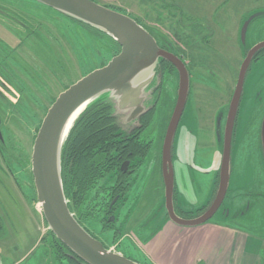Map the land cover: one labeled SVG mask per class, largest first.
Listing matches in <instances>:
<instances>
[{
    "label": "flooded vegetation",
    "instance_id": "af4514ba",
    "mask_svg": "<svg viewBox=\"0 0 264 264\" xmlns=\"http://www.w3.org/2000/svg\"><path fill=\"white\" fill-rule=\"evenodd\" d=\"M4 2L8 3V1ZM255 5L254 9L251 10L252 13L246 19L248 21V27L243 40H241L240 37L243 23L241 21L237 29L236 39L239 43H237L236 47L233 49V56H225L224 60L226 63L222 66L216 58V55L217 57H221V53L218 47L213 45H209L210 48L208 49L191 50L192 58L190 59V50H183L181 48L175 50L174 48L173 51L166 43L162 42V44H158L156 42L160 49L176 56L183 63L187 71V97L182 112L176 122L169 146V158L173 174L171 211L174 220L187 223L209 217L206 222L194 227L208 224L233 227L229 226L231 221H243V219H247L251 216L255 208L259 210V205L260 207L264 205L263 0L257 1ZM40 11H42V14L45 10L38 9L37 13ZM14 13L16 12H14V10L12 11L8 5L1 3L0 0V28L7 32L5 36L0 35L1 55L3 53L2 46L8 48L7 50L15 51L21 38L27 39V37L32 35V30L29 29L27 24L15 25L17 20L14 19ZM12 15H14V18ZM20 19H25L23 21L25 23L28 22L30 26H33L35 22H43V20L36 19L26 12L21 13ZM54 19L56 23V35L52 36L45 34V31H43L42 34L49 39H53L54 37L58 39V41L63 44L62 47L66 52V47L63 43L64 39H62V36L58 32V29L60 31L64 30L63 26L62 30L58 25L59 20H61V22H63V20L60 17H55ZM69 28L73 32V34H67L69 35V39L72 37L75 41L77 37L79 40L80 35L76 33V30L72 27ZM62 33L66 35V31ZM248 35L250 46H247L245 42ZM15 40L16 43L13 42ZM12 43L13 46H11ZM14 43L16 45H14ZM73 45L75 46V43ZM201 45L205 47V44ZM214 49H217L219 52ZM19 54L23 55L22 51ZM45 56H48V54H45ZM67 58L63 57L62 61L66 62V60H68L72 63L71 59ZM23 59L36 69V74H34L35 76L32 79H26V86L23 89L22 87L12 89L5 84H3L4 86H2V88L0 86V100L7 109L12 107L11 103L7 101L8 97H12L18 102L19 98H25L26 95L30 96V94L27 93L30 91L32 94L31 96L36 97L29 84L41 95H39L38 98L45 96L49 99L52 94L43 81V79L48 77L45 73H49L51 69L49 65L44 64V61L43 66L40 67L41 61L33 59V55H29V57L23 56ZM233 60L238 61V64L236 66L234 78L232 77L230 79L231 74H229V69L231 67V61ZM164 63L165 64L160 68H156L155 70L154 77L146 90V97L143 102L144 110L139 116L132 117L129 113L124 116L113 111L111 115L106 116V118L109 119V121H107L108 124L91 134L92 138L101 135L103 140L101 141L103 143L95 150V155L99 157L93 159V162H95L97 166V180L95 181V189L93 190L96 194V202L95 205L92 206V211L90 213L92 214L94 210L96 211V216L94 215V217L98 220V225L100 227L99 236L109 235L111 236L112 242L116 239H119L118 241L120 243L137 242V239L129 229L132 227L141 235L142 243L140 244H143L155 238L167 223L177 225L172 221L168 213L165 197L163 198L164 201L162 205L166 218L161 222L158 228L154 229L152 233L148 235L146 233V230L149 229L147 227L148 224L142 223L146 219L144 217L146 186L142 176L143 166L145 159L150 153L152 143L156 142L157 139L158 145L160 143L158 181L160 183L159 186H163V196L165 192L162 175L163 143L177 102L179 75L176 67L165 61ZM193 65L197 66L200 71L194 70ZM208 65L210 68H208ZM217 66L220 67V70ZM44 68L47 71L44 72ZM209 69H211V71ZM198 73H201L199 77L205 76L204 78L211 85L199 84L204 88L196 93V91L194 92L195 84L192 82L191 77ZM9 76L11 77V75ZM21 76L25 80L26 77L23 75ZM168 86L170 106L167 110L169 109V111L163 122H159L153 126L157 106L161 102L163 94L167 91ZM61 93L62 92L58 91L55 98ZM43 107H45V105H43ZM187 107L192 113V116H194L193 119L190 116L188 119L190 118L193 120L196 132L199 133V136L202 138L205 157L207 161H209V167H214L215 164H217V168L213 169L214 171L206 172L204 175L206 176L210 173H214L206 187L207 198L205 202L194 212L182 210L184 209L182 204H185L183 203L185 200L184 194L188 193L186 190L189 189V185L183 189L179 180L180 174H177L178 168L185 166L184 161L187 150L184 154L179 149L178 151L175 150V146H178L175 145L177 142V133ZM100 109L99 107L94 108L92 110L93 112L90 111L91 113H89L94 115ZM79 125L83 126L84 122ZM78 133L81 135V129ZM188 142L190 141L185 140V146L192 143ZM195 142H197V145L194 151H191L192 156L196 154V149L201 146V140L199 141L196 139ZM145 146H149L148 150H145ZM225 151L230 158L229 179L225 195L221 202L217 204L218 206L215 207L214 203L220 180L221 160ZM98 159H100L99 162ZM217 159H219V161H217ZM176 175H178V177H176ZM128 196H132L130 201L129 198H127ZM79 208L80 216H83L82 206ZM217 214L221 218L217 221H210ZM152 218L153 217L150 219ZM177 226L192 228L180 225ZM87 232L94 239L101 242L95 234L91 233L89 230ZM102 245L105 247L103 243ZM115 247H117V245H115ZM125 248L127 249L128 245L124 246L123 250L120 251L122 256L127 257Z\"/></svg>",
    "mask_w": 264,
    "mask_h": 264
},
{
    "label": "rangeland",
    "instance_id": "374dc122",
    "mask_svg": "<svg viewBox=\"0 0 264 264\" xmlns=\"http://www.w3.org/2000/svg\"><path fill=\"white\" fill-rule=\"evenodd\" d=\"M257 1L261 0H94L98 5L119 12L137 22L158 44L166 43L173 51L174 48L175 50H178V48L190 50V59L192 58L191 50L202 49L199 38L206 37L209 39L213 37L214 41L217 42L213 46L218 47L221 53V57L216 55L221 66L226 63L224 60L226 55L233 56V49L239 43L236 40L238 26L241 21L243 23L247 21L246 19L252 13L251 10L254 9ZM31 6L25 5V9L31 11H38L36 8L42 9ZM42 23L48 28V32H45V34L56 35L55 26H52L51 22ZM58 25L61 29L63 26V31L67 30V26H71L65 24L64 21L61 22V20H59ZM68 32L69 35L73 34L70 28H68ZM6 33L5 30L0 28V35L5 36ZM188 35H192L194 38H191V41L186 40ZM79 40L76 37L74 41L71 37L68 43L63 41L66 47V57L70 58L74 64L75 70L72 73H74L76 80L105 66L120 52V49L101 35L90 38L83 32ZM13 42L16 43V40ZM245 42L247 46H250L249 35L246 37ZM15 43L14 45H16ZM74 43L75 46L73 45ZM209 43L205 44V49L210 48ZM11 46H13V43ZM214 50L219 52L217 49ZM237 64L238 61H231L229 69L230 79L234 78ZM42 66L40 64V67ZM208 68H210L209 65ZM218 69L220 70V67ZM194 70L200 71L197 66H194ZM209 70L211 71V69ZM43 71L47 70L44 68ZM45 74L48 77L43 79V81L52 93L49 97L52 101L58 94L60 87L57 86L58 81L54 79L50 71ZM199 75L201 73L191 77L192 82L195 84L194 92L196 91V93L204 88L201 85H211L206 81L205 76L199 77ZM29 86L32 88L37 100H35V97L31 98L26 95L24 103L28 108L23 107L24 105L22 104L20 105L21 107H18L16 99L12 97H8L7 101L13 107L19 109L18 112L12 113L4 106L0 108L2 136L7 148L15 159L13 163L0 150V225L2 226L0 231V264H54L55 245L48 234L41 210L37 205L30 163L32 144L43 119L44 109L48 107L49 101L43 96L39 102V92L30 84ZM169 98L168 86L161 102L157 106L153 126L163 122L166 118L169 111L167 108L170 106ZM30 109L33 111H30ZM117 114L127 115V113ZM189 116L192 119L194 118L187 107L177 133L175 145L178 146H175V150L178 151L179 149L183 154L187 150L184 161L185 166L178 168L177 174H180L179 180L183 189L189 185V189L186 190L188 193L184 194L185 200L183 203L185 204H182L184 206L182 210L194 212L205 202L207 198L206 187L214 173L204 175L206 172L214 171L213 169L217 168V164L214 167H209L202 138L196 132L193 120L188 119ZM196 139L201 140V146L196 149V154L192 156L191 151H194L197 145ZM185 140H189L190 142L188 143H192L185 146ZM157 141L158 139L151 145L150 153L144 162L142 175L146 186L144 205H154L145 210L144 217L146 219L142 222L148 224L147 227L149 229L146 230L148 235L158 228L166 218L162 205L164 201L163 186H159L160 183L158 181L160 143L158 145ZM127 198L130 201L132 196ZM92 206L82 205V208L86 209L84 212H89L87 216H80L79 211H76V209H74V213L79 221L91 233L95 234L106 248L122 254L120 250H123V247L128 245V248H125L128 258L136 260L140 264H153L149 258L143 256L139 251L141 250L142 244L140 243L142 242L141 235L136 229L129 228L137 242L120 243L119 239L112 242L109 235L99 236L100 227L98 220L94 217V215L96 216V211L94 210L90 215ZM151 217L153 218L150 219ZM220 218L217 214L210 221H217ZM229 226H233L241 232L246 231L256 235V237L264 238V205L261 207L259 205V210L255 208L249 218L243 219V221H231ZM259 257L264 264L263 249L260 251Z\"/></svg>",
    "mask_w": 264,
    "mask_h": 264
},
{
    "label": "water",
    "instance_id": "95a60500",
    "mask_svg": "<svg viewBox=\"0 0 264 264\" xmlns=\"http://www.w3.org/2000/svg\"><path fill=\"white\" fill-rule=\"evenodd\" d=\"M110 37L120 49L105 66L80 78L55 99L43 117L31 148V175L41 215L47 229L70 253L84 264H140L107 250L75 219L67 206L61 181V151L76 119L90 105L108 102L114 112L139 116L146 90L160 61L176 67L179 75L178 96L163 143L162 175L168 213L174 223L194 227L206 222L174 220L171 211L173 174L169 146L176 122L188 92V76L183 63L160 49L154 38L129 17L98 5L91 0H32ZM250 20V19H249ZM248 21L241 27L243 40ZM0 143H3L0 131ZM230 158L225 151L214 206L223 199L229 179Z\"/></svg>",
    "mask_w": 264,
    "mask_h": 264
},
{
    "label": "trees",
    "instance_id": "16d2710c",
    "mask_svg": "<svg viewBox=\"0 0 264 264\" xmlns=\"http://www.w3.org/2000/svg\"><path fill=\"white\" fill-rule=\"evenodd\" d=\"M4 1H8L9 4ZM91 1L94 2V0H91ZM1 3L8 5L12 11L14 10V12H16L14 13L15 18H14V15H12V17L15 20H17V23L15 25L19 26L24 23V24H27L29 26V29L32 30L31 32L32 35L30 37H27V39L21 38L19 40V43L16 46L15 51L7 50L8 48H5L2 46L3 53L2 55L0 54V78H1L0 86L1 88L2 86H4L3 84H5V85L10 86V88L12 89H17L21 87L23 89L26 86L25 84L26 79L27 78L32 79L35 76L34 74H36V69L32 67L31 65H29L28 63H26L23 59V56L29 57V55H33V59L41 61L42 65L44 61H45L44 64L49 65V67L51 68L50 72L53 74V77L58 81L57 85L58 87H60L59 92H63L70 85L74 84L76 81L79 80V79L76 80L74 73H72L75 70L73 63L69 62L66 59H65L66 62L62 61L63 57L67 58L66 52L64 51L62 47L63 44H61V42L58 41V39H56L55 37L53 39L51 38L52 39L51 40L45 37L44 34H42L43 31L48 32L46 28L47 26L44 25L43 23L35 22L33 23V26H30L28 22L25 23L23 21L25 19L21 20L20 15L22 12L23 13L26 12L27 14H30L32 17L36 19H39V20L42 19L43 22H51L52 26L53 25L55 26L54 18L60 17L64 21L65 24L71 25V26H67V30L69 27H72L76 30L77 34L81 35L84 32V34L88 35L90 38L93 36L97 37V35H101L107 40H109L114 46H116L119 49V46L110 37H108L104 33L96 29H93L91 27H88L80 22L72 20L66 17L65 15H62L61 13H58L57 11L52 10L48 7H45L32 0H1ZM25 5L27 6L32 5L31 7L34 6L35 8L36 7L42 8L46 11V13L44 11L41 14V12L37 13V11H31V10L25 9ZM36 10H38V8H36ZM67 30H65L66 35H64L62 33L64 31H60L58 29V32L60 33V35L62 36V39H64L66 43H68V41L70 40L69 35H67L69 34ZM24 49L25 51H23ZM21 51L23 55L19 54ZM45 54L46 55L48 54V56H45ZM163 64H165L164 61H160L157 68H160ZM36 68H39V67H36ZM9 75H11V77ZM21 75L26 77L25 80L23 79ZM27 93L30 94V97L32 98L31 91ZM46 99L49 101L48 105L50 107L56 98H53L52 101L51 99H48V98ZM18 100H19L17 102L18 107H21L20 105L22 104L24 105L23 107L28 108L24 103V100H26L25 98H22V99L19 98ZM35 100H37L36 97H35ZM38 101L40 102V98L38 99ZM2 106H3V103L0 100V108ZM49 107L44 109L45 110L44 116ZM97 107L101 109L94 115L90 114L91 112H93L92 110ZM7 110L12 113H16L18 112L19 109L12 106L11 108ZM113 111L114 109L112 105L104 101L88 106L74 122L72 128L70 129L68 133L66 141L63 144L62 151H61L60 162H61V181H62L63 193L65 196V199L67 200L68 209L74 215L76 221L82 227H84L85 230H87L85 226L82 225L79 219L75 216L74 209H76V211L78 210L80 214V208H79L80 206L95 205V202H96L95 195L96 194L93 192V190L95 189V184H96L95 181L97 180L96 179L97 177L96 167L97 166L95 162H93V159H96L97 157H99L95 155V150L98 149L103 143L101 135H97L94 138H92L91 134L102 129L104 126L108 124L107 121H109V119H107L106 116L111 115ZM82 122H84V125L80 126L79 124ZM80 129H81V135L78 133ZM0 131L2 134L1 118H0ZM2 138H3V143H0V150L3 155L8 157L9 160L14 163L15 159L11 155L9 149L7 148L3 136ZM148 148L149 146H145V150L146 149L148 150ZM99 161L100 159H98V162ZM84 210L86 209H84L83 207V210H82L83 216H87L89 212L87 211L84 212ZM1 230H2V226L0 227V231ZM48 232H49L48 233L49 236L52 238V241L54 242V245H55L54 246L55 257L53 259L54 264H84L75 255L70 253L59 241H57L50 231ZM128 259L137 262L136 260H133L131 258H128Z\"/></svg>",
    "mask_w": 264,
    "mask_h": 264
},
{
    "label": "crops",
    "instance_id": "0c3cea01",
    "mask_svg": "<svg viewBox=\"0 0 264 264\" xmlns=\"http://www.w3.org/2000/svg\"><path fill=\"white\" fill-rule=\"evenodd\" d=\"M186 38L191 41L194 37ZM199 42L217 43L213 37H201ZM151 206L146 205L145 210ZM262 249L263 238L234 227L208 224L183 228L167 223L155 238L143 243L139 251L153 264H263L259 257Z\"/></svg>",
    "mask_w": 264,
    "mask_h": 264
}]
</instances>
